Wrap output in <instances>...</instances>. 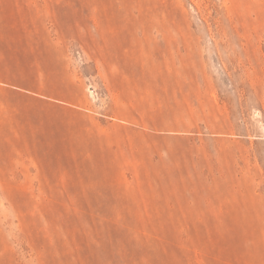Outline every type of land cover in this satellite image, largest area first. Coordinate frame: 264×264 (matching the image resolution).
Returning <instances> with one entry per match:
<instances>
[{"label": "rangeland", "instance_id": "obj_1", "mask_svg": "<svg viewBox=\"0 0 264 264\" xmlns=\"http://www.w3.org/2000/svg\"><path fill=\"white\" fill-rule=\"evenodd\" d=\"M0 264H264V0H0Z\"/></svg>", "mask_w": 264, "mask_h": 264}]
</instances>
